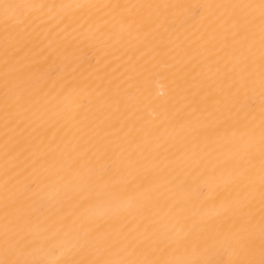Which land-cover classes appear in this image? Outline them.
<instances>
[{
	"label": "bare ground",
	"instance_id": "obj_1",
	"mask_svg": "<svg viewBox=\"0 0 264 264\" xmlns=\"http://www.w3.org/2000/svg\"><path fill=\"white\" fill-rule=\"evenodd\" d=\"M0 264H264V0H0Z\"/></svg>",
	"mask_w": 264,
	"mask_h": 264
}]
</instances>
